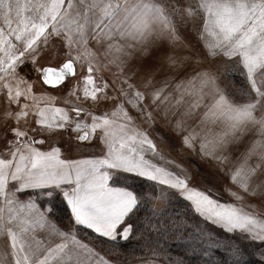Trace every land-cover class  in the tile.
<instances>
[{
	"label": "snow or ice",
	"instance_id": "snow-or-ice-1",
	"mask_svg": "<svg viewBox=\"0 0 264 264\" xmlns=\"http://www.w3.org/2000/svg\"><path fill=\"white\" fill-rule=\"evenodd\" d=\"M0 264H264V0H0Z\"/></svg>",
	"mask_w": 264,
	"mask_h": 264
}]
</instances>
